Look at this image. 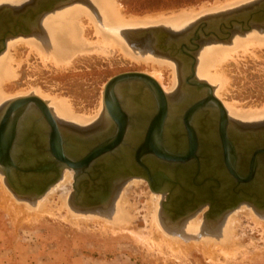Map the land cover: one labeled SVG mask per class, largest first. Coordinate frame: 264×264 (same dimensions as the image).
<instances>
[{"label": "water", "instance_id": "obj_1", "mask_svg": "<svg viewBox=\"0 0 264 264\" xmlns=\"http://www.w3.org/2000/svg\"><path fill=\"white\" fill-rule=\"evenodd\" d=\"M60 1L35 0L36 6L39 5L35 12L26 9L27 12L15 14L12 24L18 29L9 32L10 36L30 34L29 30L22 27V21L29 19V14L30 18L37 21L44 13L61 6ZM252 28L264 30V0L199 18L179 31L160 25L126 31L129 41L145 36L146 41L134 42L138 47L150 46L154 53L176 61L178 70L188 74L185 81V74L180 77L182 86H194L197 91L205 90L207 98L183 107L178 115L176 98H166L160 86L149 76L136 72L115 76L104 86L105 123L99 119L100 125L95 127L92 135L94 145L85 150L79 145L70 144L72 133L77 131H70L65 124L58 126L46 104L39 98L29 96L7 102L0 110V173L6 185L16 195L36 198L59 179L65 167L70 168L76 176H84L87 169L98 165L105 174L117 171L138 175L147 181L153 192L163 194L165 199L161 215L169 226H175L179 220L204 206L209 210L206 217L212 219L241 202L263 211L264 187H257L256 184L264 186V126L253 128L247 123L229 120L209 85L196 81L194 75L195 54L203 43L225 41L234 33L247 32ZM129 83L142 85L141 88L147 90L145 96L155 104L156 113L148 122L143 138L128 142L126 132L130 117L120 105L116 88L127 87ZM171 100L175 104L173 109L168 106ZM208 109L212 110L209 112L212 115L198 123L195 116ZM169 110L173 114L169 115ZM29 117L36 118L34 124L43 122L48 128L44 131L45 162H36L34 167L30 162L31 159L36 160V156L24 155L22 149L26 141H22V124ZM111 122L114 123V128L110 129L112 134L100 137ZM171 131L184 133L186 137H170ZM36 133L32 131L28 135L36 137ZM167 133L169 135L165 137ZM208 133H214L215 136H199ZM249 141L254 144L247 143ZM167 142L173 144V150L176 151L171 152L165 144ZM123 149L128 150L131 158L128 164L117 157L118 152L121 156ZM68 151L74 154V160L69 159ZM77 155L82 156L77 159ZM22 160L25 163L28 160L25 167ZM149 161L154 166L146 165ZM224 174L234 179V185H225L212 191L213 186L209 184L218 182V176ZM35 175L47 176L49 179L40 188L25 185L24 182L34 179ZM199 177H202L201 182ZM190 186H194V190L187 188ZM216 186L219 187L217 183ZM81 195L77 193L75 200L70 198L76 208L88 210L102 207L100 203L83 202V197H79Z\"/></svg>", "mask_w": 264, "mask_h": 264}, {"label": "rangeland", "instance_id": "obj_2", "mask_svg": "<svg viewBox=\"0 0 264 264\" xmlns=\"http://www.w3.org/2000/svg\"><path fill=\"white\" fill-rule=\"evenodd\" d=\"M25 1H23L25 4L23 2H18L14 5L4 3L0 7L13 8L17 6L22 9L23 6L30 4L32 0ZM219 1L224 0H115L117 6H121V12L124 16L133 15V17H145V15H157L158 13H164L163 15L169 16L183 9H198L199 6L209 8V6L211 7ZM33 3H35V0H33ZM81 22L83 27L81 30L86 31L85 39L92 45L96 42L95 44H98V52L89 51L83 54H76L74 58L70 59L68 67H59L61 65L56 67L49 62L43 64L39 57L36 56V53L29 51V48L17 47L16 52L13 51L14 53H11L15 55H13L15 60L17 59L16 61L21 62V64L20 66L12 64V68L16 72V78L9 85L5 84L2 87L4 94L12 95L22 89H38L45 95L54 96L53 98H57V100L62 98L68 101L73 114L94 118L93 121L88 123L89 125L93 122L96 123V120L100 117L103 109L102 92L108 79L123 72L151 74L154 71L151 67L143 65V63H135L119 53L118 47L123 44L117 38H114V41L104 42L103 39L95 35V30L90 27L86 19L82 18ZM144 41H146L145 36H141L130 42L132 44ZM114 42H117V44L115 43L116 46H114ZM124 47H127V45L125 44ZM246 52L248 53L244 54ZM236 53L232 54L233 58L231 56L234 61L227 60L226 63L221 65L222 71L223 69L225 70L223 73H225L224 75L227 77L226 80H228L229 84L226 83V92L221 93V98H219L226 104L235 103V108L239 109L237 111H249L250 108L252 109L250 111L257 109L255 112H259L261 108L264 110V48L251 49L250 46H247L244 53L241 48H238ZM160 77L162 78H160L162 86L170 88L173 78L172 71L164 67L160 70ZM237 104L240 105V108ZM262 121L264 120L243 123L257 128V126H264ZM67 127L70 131L81 132L88 126ZM139 180L135 185L131 183L132 185L130 184L128 188L121 190L122 193L120 192L119 208L123 209L120 222L108 223L100 222L103 220H100V218H97L98 221L95 217L82 216L83 221L81 216L73 217L74 215H71L65 208L60 207L61 196L65 193L71 196L73 179L72 183L70 182L71 184L64 185L63 189L56 191L53 196L47 198L44 209L48 212L37 214L36 217V212H27L30 209H27L23 202L25 199L33 200L34 198L16 195L5 184L4 177L0 174V232L4 235L5 245L16 252V254H21L26 259L41 263H48L54 260L62 263L64 260L84 256L111 258L122 255L130 258L135 264H264V219L252 215L248 208L241 205V212L238 209V212L233 213L235 218L227 220L226 225H229L227 233L217 241L219 243L222 242L218 248H216L218 246H216V239H207L204 240L205 242L202 241L203 243L188 239L187 244L186 242L175 241L181 244H177L178 246L176 247L174 246L176 244L171 243V247H169L167 243L173 240L168 235L166 236L159 232L157 227L153 226V224L155 225V223H152L153 220L151 221L154 214L153 203L151 202L155 201L154 198L156 196L158 199H162V197L151 192L146 181L143 179ZM6 193L10 198L6 196ZM160 202L162 203L163 201L160 200ZM14 203L25 206L22 207L27 210H22V207L13 205ZM161 203L159 204V209ZM68 205L70 208L73 206ZM207 212L208 208L205 206L190 217H187L186 220L184 219V221L185 223L195 222L201 226L207 224L210 225L211 230H214L222 224L224 217L230 211H226L219 216L221 224L217 223L218 225L216 224L217 220L206 217ZM25 213H32L33 215H26ZM235 213L237 214L235 215ZM257 214L261 217L264 215V211H257ZM75 218L79 220L77 219L76 221ZM92 218L96 221H93ZM122 218H127V221ZM73 219L75 220L74 222ZM104 223L108 224L105 225ZM118 223L125 225V227L120 226ZM212 224L213 226H211ZM110 226H112L113 231ZM176 228H179L178 225L172 228L167 226L166 230L170 232V230H176ZM175 234L178 236L182 235V233ZM230 234L232 236L227 238L226 236ZM163 237L165 238L163 239ZM166 240L168 242H165ZM193 242H195L194 245L192 244L195 249L190 244ZM224 242L226 243L224 244ZM201 244L207 245V249L206 247L204 249ZM225 245L229 247L227 248ZM179 246L183 249L188 248L185 250L180 248V250ZM223 246L227 248V251H224L225 248L223 251L227 252L229 256L222 255L224 252L220 250H222L221 247ZM191 247L193 248L192 250Z\"/></svg>", "mask_w": 264, "mask_h": 264}, {"label": "bare ground", "instance_id": "obj_3", "mask_svg": "<svg viewBox=\"0 0 264 264\" xmlns=\"http://www.w3.org/2000/svg\"><path fill=\"white\" fill-rule=\"evenodd\" d=\"M23 1H25V0H0V6L3 5L4 3H9L11 5H14V4H17L18 2H23ZM255 1L256 0H224V1H219L217 3L214 2L215 4L211 7L209 6V8H204V7L202 8L201 6H199L198 9H193V8L188 9V10L183 9V10H179V12H177V13H172V15H169V16L163 15L164 13L162 12L163 14L158 13L157 15H145V17L144 16L143 17H133V15L132 16H129V15L124 16V14L121 12L122 11L120 8L121 6L118 7L115 0H75V1H71L68 4L61 5L52 11L44 13L41 16V18L39 20V24H38L39 28H38V30L36 29L37 30L36 33H32V34H28V35H16V36L7 38L6 42L4 43L3 50L0 51V110H1V107L6 105V103L11 101V100H14L17 98L35 96V97L39 98L40 100H42L46 104V107L49 109L52 118H54V120H56V123L58 124V126L60 124H65L67 126H72V127L75 126L76 127L75 124L82 126V125H86V124L88 125V123L93 121L94 118L92 119V118H87L84 116H77V115L73 114L72 109H71L68 101H66L62 98H61V100H60V98H58L59 100H57V98L56 99L53 98L54 96L50 97L47 94L45 95L44 93H42L38 89H34V90L29 89L30 91L22 89L20 91L18 90V92L13 93L12 95L4 94L3 89H2V87L5 84L9 85V83L12 82V80H15V78H16V72L12 68V64H16L17 66H20L21 62L16 61L17 59L15 60V58H14L15 55L12 54L11 52H13V51L16 52L17 47H23V48L27 47V49L29 48V51L36 53V56L39 57V59L41 60V62L43 64H46L47 62H49L50 64L52 63L56 67L58 65H61L59 67H68L70 59L74 58V56L76 54H83V53H87L89 51L90 52L92 51L94 53L98 52V50H99L97 47L98 44H95L96 43L95 42L93 44L94 47H92L93 45L90 44V42H88L85 39L86 31L81 30V29H83V27L81 25L82 24V22H81L82 18H84L88 21L90 27H92L95 30V35L97 37L103 39L104 42H110V40L114 41L115 40L114 38H117L120 42H122L123 45H121V47H118V50H119V53H121L125 58H129L130 60L134 61L135 63H143V65H146L147 67H151L154 70V71H152L153 74H152V72H151V74H148V73H143V74L152 78L160 86L161 90L166 95V98L171 97V94L173 93V90L176 87L175 84H177L176 82H177V69H178V67H177L176 61H174V60H172L166 56H163L161 54L154 53L150 46L138 47L137 45H135V43L131 44L129 39H128V36L126 34V31L134 30V29H144V28H148V27H152V26H159V25L167 27L168 29H172L174 31H179L181 29H184L186 26L193 23L194 21H196L199 18L206 17L208 15L222 13V12H228L231 9L240 8L244 5L251 4L252 2H255ZM118 34H119V36H118ZM126 40H127V42H126ZM115 43L117 44V42H114V46H116ZM125 44L127 45V47H124ZM247 46H250L251 49H254V48L260 49L261 47L264 48V30H260L258 28H252L250 31H247V32L234 33L225 41H208V42H205L201 45L198 52L195 54L196 61H195V67H194V75H195L196 81H199V82H202V83L209 85L211 90H213L214 96L220 101L221 105L223 106L227 118L233 122H247V121H255V120H264V110L262 108H261L262 111L260 109L259 112H255L257 109L255 111H250L251 108L249 109V111H237L239 109L235 108L236 107V105H234L235 103L234 104H229V103L226 104L220 100L221 93L223 94L224 92H226L225 86H226V83H228V80H226L227 77H225V75H224L225 73H223V71H225V70L223 69V71H222L221 65L226 63L227 60L234 61L233 59H231L232 54H235L236 50L238 48L243 49V53H244L245 47H247ZM240 52H242V51H240ZM247 53L248 52H246L244 54H247ZM236 54H238V53H236ZM107 56H108V54H107ZM156 56H158V57H156ZM232 58H233V56H232ZM16 62H18V63H16ZM171 62H173L174 64ZM164 67L169 68L172 71L173 78H172V83H171L170 88L163 87L161 84V81H160V78H161L160 77V70H162V68H164ZM178 71H180V70H178ZM181 77H183V75ZM136 87H137V85H136ZM226 89H227V87H226ZM103 91H104V88H103ZM142 94H143V92H142ZM127 95L129 96V94H127ZM102 100H103V92H102ZM102 105H103V110L101 113L102 114L101 117H102V119H105L104 118L105 115L103 116V114H104V101H103ZM238 107L240 108V105H238ZM169 112H171V111L169 110ZM82 127H85V126H82ZM65 168L68 170H66L64 172L62 178L60 179V177H59V179L54 184H52L46 190V192L44 194L34 198L33 200L25 199V201H23L26 208L30 209V210H27L26 208L24 209L23 207H25V206H23L21 204L20 205L17 204V205L20 207L23 206L22 210H24V211L27 210V212H30V211H33L34 213L36 212L35 216L37 214H41V213H44L45 211H47L44 209V205L46 204L45 202H46L47 198L53 196V194L56 191L63 189V187H65L64 185H66L68 183L69 184L72 183L71 181L73 179V176H72V173L69 171L71 169L68 167H65ZM129 177H131V178L135 177V178L127 180L121 187L119 184L120 188L118 189L114 199L111 201V203H109L107 205L106 208L101 209V207H100L98 209L95 208V209H91V210H80V209L76 208V206H74L70 202V196L66 193L61 196V199H60L61 200V202H60L61 206L60 207L65 208L68 212L71 213V215H74L73 217H78V216H81V217L84 216V217H88V218L89 217L90 218L95 217L96 220H98L97 218H100V220L101 219L104 220V221L102 220L100 222H108V223L109 222L110 223L120 222L121 214H123V212H122L123 209L119 208V204H120L119 203V201H120L119 197H120L121 190L122 189L124 190V188H126V187L128 188V186H130L131 183L133 185H135L138 181H140L139 178L146 181L144 178H142L138 175H132L131 173H130ZM136 177H138V178H136ZM4 182L6 184L5 179H4ZM146 183H147V181H146ZM72 188H73V186H72ZM150 191L153 192L151 189H150ZM153 193L161 195V197H162V199H158L157 196L155 197L153 195L155 197V198L153 197L155 199V201L151 202V203H153V209H154V214L152 215V219H151V221L153 220L152 223H155V225L153 224V226L154 227L156 226L157 230L159 232H161L163 235H166V236L168 235V237L170 239H172L174 242L180 241L181 243L186 242V244H187V241H189L188 239L194 240L196 242H198V241L202 242V241L207 240V239L208 240H215L216 239V242H217L218 240H220L219 238H221V236H223L227 233V228L229 226V225L228 226L226 225L227 220L229 218L234 219L235 217H233L234 216L233 213L236 212L238 209L242 208L241 206L248 208L252 215H255L256 217H258L260 219H264L263 214H262L263 216H261V217L258 216V214H257L258 210L255 207H253L252 205H250L246 202H241V203L237 204L235 207L226 210V211H230V212L226 214L223 222H221L220 218L213 219V220H217L216 224L220 223V222L222 223V224L220 223L221 225L217 226L214 230H211V228L209 227L210 225H207V224L205 226H201L199 224H196L195 222H194L195 224L192 222L185 223V221L182 220V222H180L178 225V227H179L178 229L176 228V230H170V232H169L166 230V227L168 226V228H169V225L166 223V221L163 219V217L161 215L163 202L161 203L160 200L164 201L163 197L165 199V196L163 194H159L156 192H153ZM7 195L8 194L6 193V196ZM7 197H9V196H7ZM22 199H24V198H22ZM124 202H125V200H124ZM9 203H11V202L9 201ZM160 203H161V205H160L161 207L159 209ZM68 204L73 205L74 207L71 206V208H70ZM13 205H16V204L14 203ZM60 207H59V209L61 210ZM50 210H49V212H50ZM60 210H59V212H60ZM226 211H224V212H226ZM239 211L241 212V209ZM25 214L27 215L28 213H25ZM51 214H52V211H51ZM157 214H158V216H157ZM236 214L237 213H235V215ZM69 218H71V217H69ZM77 219L78 218H75L76 221H77ZM95 219H93V221H96ZM75 220L73 219V222ZM82 220H83V217H82ZM123 220L127 221V218H125ZM254 220H255V218H254ZM183 221H184V223H183ZM108 223H106V224H108ZM181 223H183V225H181ZM126 224H127V222H126ZM119 225H118V227H119ZM233 225H234V223H233ZM107 226H109V225H107ZM116 226H117V223H116ZM120 226H123V225H120ZM126 226H128V225H126ZM211 226H213V224ZM111 227L112 226H110V229L113 231V229ZM123 227H125V225ZM113 228L115 229V227H113ZM120 228H122V227H120ZM120 230H123V229H120ZM175 233H182V235L178 236ZM157 234H160V233H157ZM231 236H232V234H230L226 237L228 238ZM164 238L165 237H163V239ZM173 241L168 242L166 240L165 242H168L167 245L169 247H171L170 246L171 243L176 244V245H174L176 247L179 244H181L178 242L174 243ZM226 242H224V244ZM194 243L195 242L190 243V244L194 245ZM221 243L217 242L216 246L217 245L218 246L216 248H218L219 244L221 245ZM193 245H192V247H193ZM203 245L204 244H201V246L204 247V249H205V247L207 245L206 246L205 245L203 246ZM197 246H198V244H197ZM197 246H195V247L198 248L199 246L198 247ZM192 247H191V250L194 248V247L193 248ZM207 247H206V249H207ZM225 247L228 248L229 246L225 245ZM225 247L224 246L221 247L222 250H220V251H223V249ZM178 248L180 249L181 247L179 246ZM186 248H188V247H186ZM199 248H201V247H199ZM221 248H219V249H221ZM227 248H225L224 251H227ZM181 249H183V248H181ZM185 249H183V250H185ZM214 250H215V248H214ZM222 255L226 256L227 252L226 253L224 252ZM227 256H229V254Z\"/></svg>", "mask_w": 264, "mask_h": 264}, {"label": "flooded vegetation", "instance_id": "obj_4", "mask_svg": "<svg viewBox=\"0 0 264 264\" xmlns=\"http://www.w3.org/2000/svg\"><path fill=\"white\" fill-rule=\"evenodd\" d=\"M60 2H62V5H64V4H68L69 2H71V0H66V1L62 0ZM16 7L17 6H14L13 8L0 7V51L3 50V45L6 42L7 38L13 37V36H10L9 32L12 33L14 30L17 31V29H18V28H15L16 26H14V24H12L13 21L15 20V17H16L15 14H18V12H20V11L21 12H27L28 10H32L33 12H35L36 9L39 7V5L37 4V6H36V3H33V0H32L30 4H28L27 6H23L22 9H19V7H17V8ZM26 9H27V11H25ZM28 18L29 19L22 21V23H23L22 27L25 28V30H29L30 34L36 33L38 28H39L38 24H39V20L41 17L37 21H35L34 19L30 18V14H29ZM125 73H134V72H123V73H119L115 76H118L120 74H125ZM136 73H142V72H136ZM184 73H185L184 71H178V69H177V82H176L177 85L174 88L173 93L171 94V97H170L171 99L176 98L175 101H176V108H178V111H177L178 115L181 112L183 107H188V106L192 105L193 103H195L199 100H206V98H207V91H205V90H198L197 91V89L194 86H185V87L182 86L183 81H185L186 77H188V74L184 75ZM182 75H184V77H183L184 80L181 81L182 83H180L179 81L181 80L180 77ZM115 76H113V77H115ZM112 78H110V79H112ZM110 79H108L106 81V83ZM136 85H137V87H136ZM136 85L133 83H129V85L127 87L120 86L117 88L118 90L116 89V94H118L117 96L121 101L120 105H122L123 111L126 112L128 114V116L130 117L129 118L130 122L127 123L128 132H126L128 142H129V140L132 141L134 139L135 140L137 139L139 141L140 139L143 138L148 122L151 120V118L156 113L155 104L153 103V101L151 99H148L145 96L146 95L145 92H147V90L145 88H141L142 85H139V84H136ZM138 86L140 87V89L138 88ZM142 92H143V94H142ZM212 92H213V90H212ZM127 94H129V96ZM133 98L135 100H133ZM167 98H169V97H167ZM171 101H170L171 104L169 105V107H170V109H173L175 104L173 103V100H171ZM170 111L171 112H169V115L173 114V111L172 110H170ZM209 112H212V110L208 109L205 112H200L197 116H195V119L198 120V123L201 120L206 121V119H208L209 116L212 115ZM101 113H102V111H101ZM101 115L102 114H100V117L98 118V120H96V123L93 122L94 125H92L93 123L89 124L90 126L89 125H82V126H88V127L83 129V131H81V132H73L72 133L73 137H70L71 139H69L70 144L71 145H77V146L79 145L83 148V150H85V148L88 149V147L91 148L94 145V144H92L93 143L92 142V135H94L93 132H94V129H96L95 127L100 125L101 120H102V123H105V120L102 119ZM131 117H132V119H131ZM35 119L36 118H34V117H29L26 119V122L24 124H22V125H24L23 126L22 141L26 140L25 143H23V146H24L22 148L23 154L29 155V156H31V155L36 156V160L31 159L30 163L33 164L32 167H34L36 162L38 164H39V162H42V163L45 162V155H44L45 153L43 152V150H44L43 147L45 145V141H46L45 138L46 137H44V131L48 130V128L46 127V125L43 122L38 123V124H34ZM99 119H101V120H99ZM207 122H209V121L207 120ZM75 125H76V127H78V126L82 127V126L77 125V124H75ZM133 126L135 127L134 130H133ZM113 128H114V123L111 122L110 126H108V129L104 130V132H102L100 134L101 135L100 137L110 136L112 134V131H110V129H113ZM32 131L37 132L36 137L33 135H28L29 133H32ZM167 135H169V134L167 133L165 135V137ZM170 135H171L170 137H173L175 135V138H176V136H178L179 138H185L186 137V135H184V133H181L178 131H177V133L176 132L173 133L171 131ZM199 136L203 137V138L204 137H214L215 134L214 133H208V134L199 135ZM247 137H249V136H247ZM247 137H245V138H247ZM247 143H250L252 145L254 144L253 141H249ZM165 144L171 152L176 151V150H173L174 149L173 144L171 145V143H168V142ZM200 150H201V148H200ZM67 154H68L69 159L74 160V154L71 155V153L69 151ZM81 156L82 155H77V157H75V158L79 159L78 157L81 158ZM117 157H120L121 161L124 160L126 164H128V161L131 159L130 156H128V150H126V149L122 150L121 156H120V153L118 152ZM27 162H28V160H27ZM27 162L25 163L22 160V165L25 167V164L26 165L28 164ZM147 164L154 166L153 165L154 163H152L150 161L147 162L146 165ZM66 170H68V169L64 168L60 172V179L62 178V176ZM69 171L72 173V176H73V185H72L73 190H72L70 198L75 200L77 197V193H81L82 195L79 197H83L82 198L83 202L100 203V204H102L101 209L106 208L107 205L109 203H111V201L114 199L118 189L127 180L135 178V177H132V178L129 177V174H123V173H119L117 171H113V172H110L108 174H105L103 172V170L101 169V167L100 166L98 167V165H95L94 167L92 166L89 169H87L85 171L84 176H78V175L76 176L72 170H69ZM177 173H178V171H177ZM74 177H76L75 181H74ZM202 177H199V179H198L199 182L202 181ZM218 177L220 178V180L216 183L219 185V187L216 186V183H210L209 184V185L213 186L212 191L215 192L216 188H218V190H219L221 187H223L225 185H234V179H231V177L227 176L226 174H224V176L220 175ZM136 178H138V177H136ZM48 179H49V177H47V176L37 175L34 179L32 178L30 180H27L24 183H25V185L36 189V188L43 187ZM139 179H141V178H139ZM119 184H120V187H119ZM209 185H208V188H209ZM256 186L260 187V188L264 187V186H261L260 184H256ZM187 188L190 190H194L195 187L190 186ZM217 194H218V192H217ZM209 196L212 197V194H209ZM202 208L203 207H200L199 209H202ZM96 209H98V208H96ZM198 210L196 209V211H198ZM177 211L179 212L180 208H178ZM196 211L187 215L183 219L179 220V223L182 222V220L186 219L187 217H190ZM222 214H223V212L220 213L219 215H222ZM217 218H219V217H217ZM179 223L176 224L175 226L179 225ZM175 226H171V227H175Z\"/></svg>", "mask_w": 264, "mask_h": 264}, {"label": "crops", "instance_id": "obj_5", "mask_svg": "<svg viewBox=\"0 0 264 264\" xmlns=\"http://www.w3.org/2000/svg\"><path fill=\"white\" fill-rule=\"evenodd\" d=\"M3 234L0 232V264H135L131 261L130 258L126 256H115L111 258L107 257H78L74 259L64 260V262L59 263L57 261L50 262H37L34 260L26 259L21 254H16V252L12 251L7 245H5V240L3 238Z\"/></svg>", "mask_w": 264, "mask_h": 264}]
</instances>
